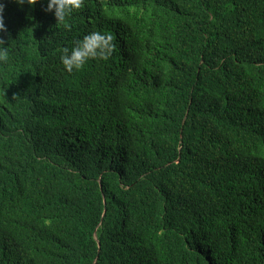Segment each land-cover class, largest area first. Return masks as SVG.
I'll return each instance as SVG.
<instances>
[{"label":"trees","instance_id":"1","mask_svg":"<svg viewBox=\"0 0 264 264\" xmlns=\"http://www.w3.org/2000/svg\"><path fill=\"white\" fill-rule=\"evenodd\" d=\"M0 3V264H264V0Z\"/></svg>","mask_w":264,"mask_h":264},{"label":"clouds","instance_id":"2","mask_svg":"<svg viewBox=\"0 0 264 264\" xmlns=\"http://www.w3.org/2000/svg\"><path fill=\"white\" fill-rule=\"evenodd\" d=\"M17 4H34L37 0H15ZM82 0H46L44 11L52 13L56 23L63 24L72 13L81 7ZM4 4L0 3V33H6L4 23ZM112 37L101 31L93 30L76 39L70 47L59 49V61L67 73L81 70L90 60H107L112 51ZM9 59L8 42L0 38V63Z\"/></svg>","mask_w":264,"mask_h":264}]
</instances>
